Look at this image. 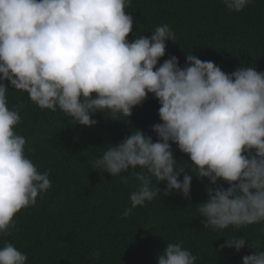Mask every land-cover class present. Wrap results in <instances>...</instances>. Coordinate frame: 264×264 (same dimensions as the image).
Wrapping results in <instances>:
<instances>
[{
	"label": "clouds",
	"instance_id": "9594fccd",
	"mask_svg": "<svg viewBox=\"0 0 264 264\" xmlns=\"http://www.w3.org/2000/svg\"><path fill=\"white\" fill-rule=\"evenodd\" d=\"M221 2L239 13L252 0ZM131 3L0 0V264H27V255L6 238L16 214L52 186L49 173L25 155L27 140L17 130L25 104L10 106V89L26 93L41 110L63 113L72 125L94 127L93 116L101 113L128 127L121 142L91 160L96 171L119 176L121 183L134 178L124 217L158 195L190 198L195 178L207 182V199L194 206L204 229L264 222V71L242 62L225 72L192 51L183 66L174 55L161 63L175 33L168 24L148 37L133 33V17L125 11ZM149 96L159 105V122L150 128L155 140L129 120ZM223 240L220 251L252 250L241 264H264V251L244 236ZM99 255L93 252V260ZM196 259L183 242L167 243L155 264Z\"/></svg>",
	"mask_w": 264,
	"mask_h": 264
},
{
	"label": "trees",
	"instance_id": "16d2710c",
	"mask_svg": "<svg viewBox=\"0 0 264 264\" xmlns=\"http://www.w3.org/2000/svg\"><path fill=\"white\" fill-rule=\"evenodd\" d=\"M125 11L133 17V33L148 37L161 24L174 31L176 39L166 41L161 63L174 55L183 66L185 53L192 51L225 72L242 62L264 71V0H252L239 13L227 11L221 0H132ZM21 101L25 107L17 130L27 140L25 155L41 173H49L52 185L42 198L38 195L35 205L16 214V228L6 238L27 255V264H155L167 243L178 242L197 257L196 264H241V257L252 250L245 246L239 253L220 251L223 238L230 236H244L264 251V222L222 231L203 228L194 206L207 199V182L195 178L190 198L158 195L124 217L134 178L121 183L119 176L96 171L91 160L101 148L121 142L128 127L101 113L93 116L94 127L72 125L63 113L41 110L26 93L10 89L9 105ZM158 108L149 96L133 109L131 126L155 140L150 128L159 122ZM173 151L175 157L182 156L175 145ZM159 187L163 191L165 185ZM96 251L100 255L93 260Z\"/></svg>",
	"mask_w": 264,
	"mask_h": 264
}]
</instances>
